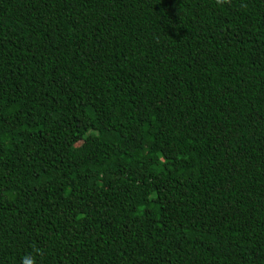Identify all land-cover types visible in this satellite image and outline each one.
<instances>
[{
    "label": "trees",
    "instance_id": "trees-1",
    "mask_svg": "<svg viewBox=\"0 0 264 264\" xmlns=\"http://www.w3.org/2000/svg\"><path fill=\"white\" fill-rule=\"evenodd\" d=\"M0 264H264V0H0Z\"/></svg>",
    "mask_w": 264,
    "mask_h": 264
}]
</instances>
